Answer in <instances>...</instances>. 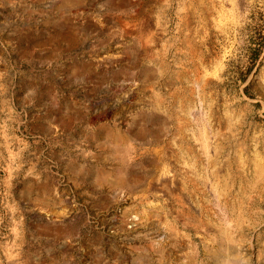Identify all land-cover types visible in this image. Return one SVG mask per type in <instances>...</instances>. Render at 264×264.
<instances>
[{"label":"rangeland","instance_id":"obj_1","mask_svg":"<svg viewBox=\"0 0 264 264\" xmlns=\"http://www.w3.org/2000/svg\"><path fill=\"white\" fill-rule=\"evenodd\" d=\"M0 264H264V0H0Z\"/></svg>","mask_w":264,"mask_h":264}]
</instances>
